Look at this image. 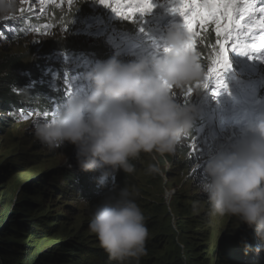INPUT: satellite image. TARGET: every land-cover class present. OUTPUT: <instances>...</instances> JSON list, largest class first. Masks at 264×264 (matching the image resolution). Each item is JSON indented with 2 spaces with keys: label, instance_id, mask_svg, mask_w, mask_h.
Here are the masks:
<instances>
[{
  "label": "clouds",
  "instance_id": "1",
  "mask_svg": "<svg viewBox=\"0 0 264 264\" xmlns=\"http://www.w3.org/2000/svg\"><path fill=\"white\" fill-rule=\"evenodd\" d=\"M170 1L152 0V9L141 17L156 13L159 18L162 12L158 5L169 8ZM46 3L47 0H0V101L4 89L14 88L9 104H12L14 115L22 119L12 115V107L9 108L7 133L13 136L18 129L23 130L26 140L20 143L19 161L24 168L35 164L37 153L43 147L39 141L49 148L56 147L58 157L42 186L45 200L61 204L63 186L72 184L63 178V173L76 177L82 171L86 172L83 179L87 180L85 196L81 198L73 193L65 201V207L76 208L85 233L93 234L87 238L82 236V240L78 237L72 260L76 264H100L103 248L105 262L109 264H160L159 252L154 247L161 235L157 233L160 225L150 218V211L145 208L142 173L149 184H155L147 186L153 187L162 183L158 167H168L167 173L183 187L186 197L193 198L191 204L183 208L187 211L195 209L198 213L195 218L201 221L203 215L202 219L209 221L212 234L223 235L225 241H221V247L231 246L229 237L235 246V235L239 264H252L249 252H254L258 262L259 259L264 262V115L252 122L247 117L250 108L240 115L236 104L241 103L242 98H237V80L233 76L227 80L222 77L225 87L216 89L214 86L212 89L215 102H223L226 126L219 137L220 146H216V139L210 142L215 150L204 163L200 180L198 166L196 168L201 158L198 144L209 134L218 132L210 105L198 114V94L206 89L196 88L193 80L200 78L202 82L209 71L200 65L204 50L195 43V52L188 48L189 35L180 25H173L166 33V40H161V33L155 31L150 35L158 19L153 24L138 22L136 25L138 13L130 20H123L97 0H60L56 20L64 23L50 35V45H44L45 50L49 49L45 54L48 58L34 75L35 62L43 51L42 41H34L37 40L36 34L30 31L23 35L26 41L33 42L27 44L21 35L29 17L34 13L41 15ZM257 30L258 26L252 29V35L249 34L243 43H256L253 39ZM128 33H132L138 42L145 41L142 54L129 53L120 47L119 42ZM204 41L209 46L216 44L209 38ZM23 45L26 48L20 51ZM107 46L110 52L106 60ZM8 56H16L17 64L6 63ZM247 58L243 64H236L237 73L241 72L249 87L256 89L252 96V110L257 114L259 98L264 96L260 89L264 85V70L259 67L258 74L254 69L244 71L249 65ZM81 61L94 67L84 77L88 90L78 94L77 87L82 85L83 77H69ZM256 61L258 66L264 64V60ZM68 72L66 80L72 86V94L61 104L63 79ZM253 78L257 81L253 82ZM45 83L48 84L46 89L43 88ZM189 89L190 97L186 96ZM181 92L183 97L186 96L184 103L176 96ZM191 98L193 104L188 103ZM261 112H264V104ZM45 116L52 118L41 122ZM238 119L244 120L242 126L239 124L241 129L235 125ZM237 130L241 135L234 141L232 134ZM225 133L230 137L227 138ZM193 141L195 152L191 147ZM67 144L75 148L78 170H70L64 165L71 158ZM48 152H44L43 163L52 160L50 155L46 157ZM190 164L193 166L192 185L198 183L187 195ZM12 167L9 162L8 168L15 171ZM153 173L160 175L157 181L155 175H150ZM199 181L200 189L205 193L203 200L197 196ZM118 182L121 188L117 190ZM77 183L78 180L70 186H77ZM66 189L70 192L76 188L66 186ZM23 195L15 192L9 201L11 205L15 203L16 208L26 209L15 236L25 228L24 223H32L33 216L39 226L35 236L41 237L51 230L53 221L47 219L46 211L24 201ZM175 200L179 205L178 197ZM167 213L164 211L161 215L167 217ZM153 214L151 210V216ZM90 217L93 218L90 220ZM223 222L230 226L227 232ZM176 224L181 235V218ZM249 228L255 231L259 241L255 247L250 234L245 236ZM31 233L32 229H29L26 236L30 237ZM179 245L182 254L185 248L188 260V244L184 242L183 245L179 239ZM182 260L187 262L184 258Z\"/></svg>",
  "mask_w": 264,
  "mask_h": 264
},
{
  "label": "rangeland",
  "instance_id": "2",
  "mask_svg": "<svg viewBox=\"0 0 264 264\" xmlns=\"http://www.w3.org/2000/svg\"><path fill=\"white\" fill-rule=\"evenodd\" d=\"M52 2L53 0H47L46 5H49ZM25 48L26 45H23L19 50L23 51L25 50ZM29 55H31V53H29ZM262 87L263 86H261V88ZM263 90L264 89H262L261 91ZM209 93L210 92H207L206 94L208 95ZM176 96L178 97V94ZM215 98L216 97H214L210 101L211 107L215 106V103L213 102L215 101ZM17 131L19 132L17 134H14L12 138H10L11 135H7L6 143H4L5 149L2 148V152L6 155L5 159L13 164L15 171L11 170L7 166L6 171L11 173L10 176L12 178V182L8 183L7 188H5V183L0 182L1 194L6 193L13 196L15 192H18L19 194L24 193L23 200L27 203L35 204L39 210L46 211L47 216L49 214L51 215L50 220L53 221L56 213L63 217L64 214L58 213L59 210L58 208H56L60 203H57L54 200H45L42 195V186L44 183V179L51 173L50 169L55 162V160L52 161L54 159V156L56 155L58 157L56 151L54 150L56 149V147L54 149L49 148L45 144L41 143L43 147H41L38 151L40 154V160L45 161L43 155L46 151H49L46 154V157L50 155V158L52 160H49L45 163L42 162L36 168H33L34 165L28 169L24 168L21 161H19V149L21 147L20 143L23 140H26V137L23 134V130L18 129ZM217 135L218 133L209 134L208 138L210 137L213 139V137H216ZM11 141H13V144H9ZM19 141V145L14 146V149L9 152V147H12ZM219 143V139H216V146L219 147ZM206 145L207 143L199 144L201 158L197 161V163L202 162V160L205 159L204 154L206 153L204 152L207 151H204V148L206 147ZM214 150L215 147H213L212 150H209V154H212ZM57 162L59 163L60 161L57 160ZM69 164L70 170H78L79 167L76 163V160H70ZM3 165L4 161H2L0 157V172H2L3 170ZM158 169V171L161 172L162 183H157L156 186L149 187L150 185L155 184H149L148 181L149 186H147V190L144 191L142 198L147 204L145 206V208H147V211L149 212L150 210H152L154 213L151 216V219L154 222L159 223L160 225L157 233H161V235L158 237V241L156 242L155 246V248L159 252L160 264H206L207 262H213L214 264H239L240 261L236 259L235 251L231 254L229 253V249L227 250L226 254L222 252L221 241H225L223 239V235L220 236L216 233L212 234L209 221H207L206 219H202L201 221L198 220L197 222L195 218L197 227L198 229H200L198 247L195 248L190 234V227L193 222L191 216L192 211H187L183 208L189 206L188 202L190 201L185 200L189 197H186L185 192L182 191L183 187H181L179 183H175L170 173H167V171H169L168 167H166V169L158 167ZM150 175L156 176L155 181L160 178V175H157L155 173ZM175 197H178L179 205L177 204V200H175ZM191 201H193V198L191 199ZM69 209H71L67 211V215H69V218L68 220H65V222H63L62 228L65 229L58 231L55 236L51 234L46 235L44 241L38 243L34 242L33 240H29L27 237H22L21 240H23V242H25L26 244L31 245L36 252L41 250L46 251L47 249H50L52 245H55V247L59 249V252L54 255V258L56 259L55 262H57L56 264H70V262H75L72 260L73 254L76 252L78 234H80L81 230H84V224L82 223V218L78 214L77 209ZM164 211L168 212L167 217L161 215ZM180 214L181 217L179 218H181L180 228L182 231V237L180 235L179 226L178 224H176V222L179 221L178 216ZM189 216L191 219L189 218ZM179 239H181L183 245L184 242L188 244V260H186L185 248L182 254V250L179 245ZM229 247L231 246L227 244L224 248ZM168 257L175 262H167ZM182 258H184L187 262H184Z\"/></svg>",
  "mask_w": 264,
  "mask_h": 264
},
{
  "label": "bare ground",
  "instance_id": "3",
  "mask_svg": "<svg viewBox=\"0 0 264 264\" xmlns=\"http://www.w3.org/2000/svg\"><path fill=\"white\" fill-rule=\"evenodd\" d=\"M65 1V0H64ZM59 3H60V0H53V2L52 3H50L49 5H46L45 6V9H44V11L41 13V15H40V13H34V14H32L30 17H29V19L27 20V22H26V25H25V29H24V31L22 32V35H21V39H22V41L23 42H25V43H27V44H31V43H33V42H29V41H26L25 39H24V33H28V32H33V33H35L36 34V39L37 40H34V41H42V46H43V51H42V54H41V56L39 57V59L35 62V69H34V75L36 74V69L38 68V70H39V65H41L42 64V62L43 61H45V59H46V61H47V58L48 57H45V54H47V51L49 50H45L44 49V45L46 44V43H49L48 42V40H49V38H50V35L52 34V32L57 28V26L58 25H60V24H62V23H64V22H59V21H57L56 20V13H57V8H58V6H59ZM64 3V2H63ZM63 3H62V5H63ZM78 6V4H76L75 5V7H77ZM173 7H175V5L174 6H172L170 9H169V11H168V13H167V15H166V17L164 18V20L163 21H161V22H157V26H155L154 27V30L157 32V33H161L162 34V39L161 40H166L165 39V37H166V33H167V31L173 26V25H180L181 26V28H184L183 27V18L179 15V13H177V12H173L172 11V8ZM257 13H259V12H257ZM259 18H260V13H259ZM137 22H141V23H144V20H142V18H138V20H137ZM249 24V22H248V20H244V22H243V24L242 25H248ZM257 24H255V25H253V26H248V27H245V30H244V34L243 35H241V36H243V37H245V38H248V35L250 34V35H252V32H251V30L252 29H256L257 28ZM195 32H196V35L194 36V43L196 44V46L198 47V48H200V49H203L204 51L202 52V56H203V60H202V62H201V66H203V67H205V68H207V69H211V67H212V62H213V58H214V56H215V51H216V49L218 48V44H217V40H218V37H217V33H216V31H215V25L214 24H211V23H209L206 27H200L198 24L196 25V27H195ZM2 35V34H1ZM260 36H264V29H259V30H257V36H255V38L253 39V41H256V43H259V41H258V37H260ZM205 38H209V39H212L213 41H215L216 42V44L215 45H213V46H209V45H207L206 44V42L204 41V39ZM234 38H235V34H233V37L231 38L232 40H234ZM49 45H50V43H49ZM230 46V45H229ZM50 48V47H49ZM106 48V60L108 59L107 57H108V53L110 52V48L107 46V47H105ZM164 52H162V53H160V54H158L157 55V57H159V55H161V54H163ZM232 53L233 52H231L230 54H229V60H230V65H231V67L229 68L230 69V72H231V74H232V76L234 77V79H236L237 80V86L239 87V94L237 95V98L238 97H241L242 98V101H241V103H237L236 105L237 106H239V111H240V115H242L248 108H250V111H248L247 112V117H248V119L250 120V122H252V121H255V120H257L256 118L258 117V119L262 116V115H264V112H261V107L263 106V104H264V96H262L261 98H259V106H258V108H257V114H255V111L254 110H252V107H253V103H252V96H253V94L256 92V89L255 88H250L249 87V83L247 82V80L245 79V78H243L242 77V74H241V72L238 74L237 73V66H236V64L234 63V59L232 58ZM247 61H248V63H249V65L247 66V67H244V71H250V70H252L253 71V69H254V72H256L257 74H258V69H259V67H261L263 70H264V64H262L261 66H258L257 65V61H256V59L255 58H253V59H249V57L247 58ZM70 72H72V71H70ZM70 72H68L65 76H64V79H63V87H62V102H61V104L62 103H64L65 102V100H66V98L71 94V91H70V84L67 82V77H68V75H69V73ZM77 72V71H76ZM78 73V72H77ZM79 74V73H78ZM82 76V75H81ZM31 77H33V76H31ZM83 77V76H82ZM248 77L250 78V74L248 75ZM82 80V85L81 86H79V87H77V93L78 94H80V93H83V92H86L87 90H88V88H87V81H86V79L83 77V79H81ZM252 81L253 82H256L257 80L256 79H252ZM263 83H264V78H263V81H262ZM74 83V82H73ZM33 84H36L35 82H33ZM48 84L47 83H45L44 85H43V88L44 89H46ZM214 88V86H209V88L208 89H206L205 90V93H204V100H203V102L205 103V105L206 106H211V103H210V101L214 98V97H216L215 95H213L212 94V89ZM262 89H264V85H263V87L261 88V90ZM10 89H4L3 90V94H4V97H2V99H1V101H0V117L2 118H4V119H7V115H8V110H6L5 108H4V106H6L7 104H6V102L5 101H9V98H11L12 97V94H13V91H14V88H11V90L9 91ZM176 91H177V89H176ZM207 92H210L208 95L206 94ZM263 92H264V90H263ZM186 96H184L183 97V92H181V93H179L178 94V97H177V99L179 100V101H183L184 100V98H185ZM13 101V100H12ZM214 103H215V106H213L212 107V109L214 110V117L216 118V122H215V126L217 127V129H218V135L216 136V137H213V139H219V137H221V135H222V133L221 132H223L224 131V129H225V126H226V123L225 122H223V114H222V104H223V102L222 101H217V102H215V101H213ZM2 105H4L3 106V108L1 107ZM45 109V108H44ZM198 114L200 115V114H202V110H200V109H198ZM12 115H14V113H13V111H12ZM43 115V117H44V113L42 114ZM15 117H19V118H21L22 119V117L21 116H19V115H14ZM42 117V116H41ZM52 117H50V118H47L46 116H45V118H43V120L44 121H41V122H45V121H48V120H50ZM40 119V118H39ZM215 121V120H214ZM243 123H244V120H241V119H238L237 120V124H235L236 125V127H238V128H240L241 129V126L243 125ZM239 124L241 125V126H239ZM8 126V125H7ZM211 126V124L208 126V127H204L203 128V130H206L207 128H209ZM23 129V128H22ZM3 133V135H6V137H7V135H11V137L10 138H12L13 136H12V134H10V133H7V131L4 133V132H2ZM225 135H226V137L227 138H229L230 137V135L228 134V133H225ZM240 135H241V133H240V131H235L233 134H232V139L235 141L236 139H238L239 137H240ZM212 138H208V136L206 137V139H205V141L204 142H201V143H207V145H206V147L204 148L205 150L204 151H207V152H204V153H206V154H204V157H205V159L204 160H202V162H198L197 163V165H196V168H197V166H198V175H199V177H200V180H201V174H202V171H203V166H204V163L212 156V154H209L210 152H209V150H212V143L210 144V142L213 140ZM220 141V140H219ZM40 143H42L41 141H39ZM19 143H20V141L18 142V143H16L15 145H13L12 147H9V152L12 150V149H14V146H17V145H19ZM232 143V142H231ZM200 144V143H199ZM199 144H198V146H199ZM2 148L3 149H5V144L4 143H1L0 142V157H1V159H2V161H4V165H3V170H2V172H0V174L1 173H3L5 170H6V168H7V166H8V164H9V161L8 160H6L5 159V157H6V155L2 152L3 150H2ZM67 148H68V151H69V153H70V156H71V158L68 160V161H66V163L64 164L65 166H67V167H69V161L70 160H76V156H75V148H74V146L73 145H71V144H67ZM54 149V148H53ZM51 151V150H50ZM7 153V152H6ZM28 154V153H27ZM148 154H151V153H148ZM214 155V154H213ZM36 157V156H35ZM35 157L33 158V160H32V162H31V164L34 162V160H35ZM61 158V157H60ZM59 158V159H60ZM57 159V156L55 155L54 156V159H53V161L54 160H56ZM63 161H65V159L63 160ZM43 161L42 160H40V154H39V152L37 153V157H36V162H35V164H34V166H33V168H36V167H38L41 163H42ZM201 164V165H200ZM12 168H14V167H12ZM62 168V167H61ZM69 169V168H68ZM60 170V169H59ZM192 170H193V166H192V164H190L189 165V175H190V178H189V185H190V188H189V190L186 192V194L187 195H189V194H191V192L195 189V187L197 186V183H198V181L194 184V186L192 185ZM56 172V171H55ZM85 173L86 172H81V173H79V175L78 176H76V177H71V176H68L66 173H63V175L62 176H64L63 178H65V180H67L68 182H70V183H72V184H65L63 187H64V192H63V196H62V202H61V204H59L56 208H58V210H59V212L58 213H61V214H64V219H63V217H61L59 214H57L56 213V215H55V217H54V221H56V222H54L53 221V223H52V227H51V230L50 231H48V232H45L43 235H42V237L45 239V237H46V235H56V233L58 232V231H61V230H63V229H65V228H62L63 227V222H65V220H68V218H69V215H67V211L68 210H71V209H69V208H66L65 207V205L67 204L65 201L74 193V196H77V197H81V198H83V196H85V194L86 193H84V190H85V186H86V181L87 180H83L84 179V176H85ZM0 176H4V174H1ZM117 176L119 177V172H117ZM142 177L144 178V181L142 182V189H144V191H145V189L147 188V185H148V183H146L147 181H148V179H147V177L142 173ZM74 178H76V179H74ZM12 179V178H11ZM10 179V180H11ZM58 179V178H57ZM73 180V181H72ZM77 180H78V183H77V186H70V185H73L75 182H77ZM82 180H83V182H82ZM66 183V182H65ZM66 186H67V188H71V189H73V188H76L75 189V191L74 190H72V191H68L67 189H66ZM116 188H117V190L119 189V188H121V184H120V182H118V185H116L115 186ZM198 188H199V192H197L198 193V197H199V195H200V197H199V199H201V200H203L204 199V197H205V193H203L202 191H201V189H200V181H199V185H198ZM45 189V191L47 190L46 188H44ZM43 193H45L46 194V192H43ZM24 196V195H23ZM23 196H22V198H23ZM191 199H192V197H189V198H187V199H185L186 201H190V202H188V204H191ZM65 207V208H64ZM57 211V210H56ZM196 212V210L195 209H193V211H192V213H191V216H192V220H193V222H192V225H191V227H190V231H191V240H192V242L194 243V246H195V248L196 247H198V241H199V230L200 229H198V227H197V222H198V218H196V221L197 222H195V213ZM48 218H51V215L49 214L48 216H47ZM179 217H181V214L178 216V218ZM93 217H90V220L92 219ZM150 218H151V210H150ZM189 218H190V216H189ZM202 218H203V215H202V217H201V220H202ZM191 219V218H190ZM223 224L225 225V229H226V232L230 229V226L228 225V224H226L225 222H223ZM62 228V229H61ZM38 229H39V226L37 227V230H36V233H37V231H38ZM93 233H91V232H89V233H85V228H84V230H81L80 231V234H79V239L80 240H82L81 239V237L82 236H84V237H89V236H91ZM233 234V233H232ZM250 234V237L248 236ZM228 235H230V234H228ZM234 236V238H235V246L232 244V238H230L229 236H227V237H229L228 238V240H230L231 241V247H229V248H224V247H221V249H222V252L224 253V254H226L227 253V250L229 249V253L231 254L232 252H234L235 251V249L237 248V246H238V241H237V237H235V235H233ZM245 236H247V237H249L250 238V240H251V242H252V244H253V247H255L257 244H259V241L256 239V235H255V231H253L252 232V229H250L249 228V233H246L245 234ZM44 239H40V240H38V241H35V239H33V238H31L30 240H33L34 242H36V243H38V242H43L44 241ZM250 242V243H251ZM154 246H156V243H154ZM236 247V248H235ZM93 248V247H92ZM102 250H103V255H102V259H101V263L100 264H109L110 262H105V260H106V252H105V250L102 248ZM42 252H44V251H39V253H42ZM46 252L47 253H50V252H53L54 253V255L56 254V253H58L59 252V250L55 247V245H52L51 246V248L50 249H47L46 250ZM252 253V255H251V257H250V260H251V262H252V264H264V262H263V260H260L259 259V262H258V260H256L255 258H254V252H251ZM108 255V254H107ZM108 258H110L109 256H107ZM244 258V256H242L241 257V259H243ZM257 259H258V256H257ZM167 262H175V261H173V260H171L169 257H168V260H167ZM70 264H76L75 262H70ZM117 264V263H116Z\"/></svg>",
  "mask_w": 264,
  "mask_h": 264
},
{
  "label": "snow or ice",
  "instance_id": "4",
  "mask_svg": "<svg viewBox=\"0 0 264 264\" xmlns=\"http://www.w3.org/2000/svg\"><path fill=\"white\" fill-rule=\"evenodd\" d=\"M97 2L111 8V11L123 20H130L137 13L143 15L153 7L152 0H97ZM172 11L179 13L183 18V27L189 35L187 46L193 52H195L193 38L196 35L194 30L196 25L202 28L209 23L215 25L218 48L208 75L197 85L198 87L205 89H208L210 85L215 86L216 89L225 87L222 77L223 73L231 67L229 60L231 52L240 56H248L249 59L264 60V36L260 38L259 43H238L241 35L244 34L245 27L257 24L259 29H264V0H244L242 4H238L237 0H176ZM255 12L260 13L259 20H254ZM245 13L248 14V25L241 24ZM233 33H235V40L231 39ZM191 94V89H189L186 96L190 97ZM55 115L56 111L53 117ZM191 147L195 152L194 141Z\"/></svg>",
  "mask_w": 264,
  "mask_h": 264
},
{
  "label": "trees",
  "instance_id": "5",
  "mask_svg": "<svg viewBox=\"0 0 264 264\" xmlns=\"http://www.w3.org/2000/svg\"><path fill=\"white\" fill-rule=\"evenodd\" d=\"M5 62H9V65H16L18 60L16 56H8L5 58ZM5 102L7 105H2L1 107L3 108L4 106V108L9 111V108L12 107V104H9V101ZM7 125V119L0 117L1 143H6L7 137L6 135H3L2 132L5 133L7 131ZM1 174H4V176H0V182L5 183V188H7L8 183L12 182L10 176L11 173L5 170ZM11 197V194H1L0 192V264H56L57 262H55L56 259L54 258L53 252H36L31 245H28L23 242V240H21L22 237H27L26 234L29 229H32L30 237H27L29 240L31 238L35 239V241L44 239L42 236H35L38 223L37 220L33 218V216L31 217L33 220L32 223L29 225L24 223L25 228L15 236L17 227L21 225V217L26 209L24 207H14L15 203L12 205L9 204ZM47 219L50 220L51 218L47 217ZM251 255L252 253L249 252L250 257Z\"/></svg>",
  "mask_w": 264,
  "mask_h": 264
},
{
  "label": "flooded vegetation",
  "instance_id": "6",
  "mask_svg": "<svg viewBox=\"0 0 264 264\" xmlns=\"http://www.w3.org/2000/svg\"><path fill=\"white\" fill-rule=\"evenodd\" d=\"M146 183H148V181Z\"/></svg>",
  "mask_w": 264,
  "mask_h": 264
}]
</instances>
